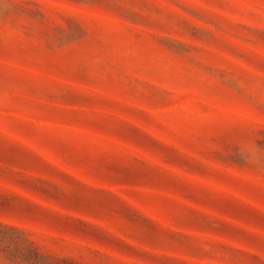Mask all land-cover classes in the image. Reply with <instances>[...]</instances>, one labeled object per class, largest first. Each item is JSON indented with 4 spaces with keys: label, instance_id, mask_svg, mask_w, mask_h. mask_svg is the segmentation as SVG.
Listing matches in <instances>:
<instances>
[{
    "label": "rangeland",
    "instance_id": "1",
    "mask_svg": "<svg viewBox=\"0 0 264 264\" xmlns=\"http://www.w3.org/2000/svg\"><path fill=\"white\" fill-rule=\"evenodd\" d=\"M0 264H264V0H0Z\"/></svg>",
    "mask_w": 264,
    "mask_h": 264
}]
</instances>
